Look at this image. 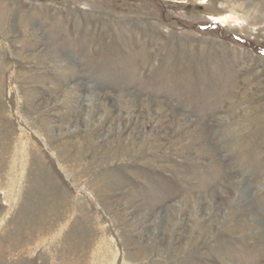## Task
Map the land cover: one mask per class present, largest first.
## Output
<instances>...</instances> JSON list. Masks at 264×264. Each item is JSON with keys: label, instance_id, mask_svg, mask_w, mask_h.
<instances>
[{"label": "rangeland", "instance_id": "obj_1", "mask_svg": "<svg viewBox=\"0 0 264 264\" xmlns=\"http://www.w3.org/2000/svg\"><path fill=\"white\" fill-rule=\"evenodd\" d=\"M0 264H264V0H0Z\"/></svg>", "mask_w": 264, "mask_h": 264}]
</instances>
